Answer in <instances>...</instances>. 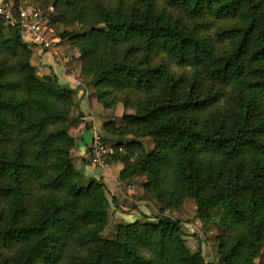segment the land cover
<instances>
[{"label":"trees","instance_id":"16d2710c","mask_svg":"<svg viewBox=\"0 0 264 264\" xmlns=\"http://www.w3.org/2000/svg\"><path fill=\"white\" fill-rule=\"evenodd\" d=\"M53 7L47 27L83 26L58 37L76 45L104 108L146 95L123 117L134 139L116 140L109 158L123 164L121 181L146 176L158 214L101 236L103 185L84 184L70 156L76 90L52 73L38 77L32 46L0 19V264H208L164 215L187 198L204 228L225 232L215 239L218 264H254L264 246V0ZM144 137L154 142L147 153L135 140Z\"/></svg>","mask_w":264,"mask_h":264},{"label":"rangeland","instance_id":"374dc122","mask_svg":"<svg viewBox=\"0 0 264 264\" xmlns=\"http://www.w3.org/2000/svg\"><path fill=\"white\" fill-rule=\"evenodd\" d=\"M13 1L16 6L20 4H27L37 7L45 12L48 16L55 15L56 11L53 7V3L56 0H10ZM51 8V11L49 10ZM67 21L49 23L48 27L52 30L54 35H59L63 31L78 33L83 29V26L75 21L72 24H66ZM75 35V34H72ZM62 43V55L57 57L56 62L61 66L63 72L74 73L78 79L74 82L73 88L76 90V94L73 100V105L70 109V117L72 124L68 129V134L73 139V146L70 150V156L72 158L74 169L83 176V183L87 184L90 180H95L103 185L105 198L109 202L108 217L106 227L103 229L101 236L104 238L112 239L115 237L117 226L133 223L135 221H154L153 217L158 214L159 206L145 191L146 176L139 174L135 177L127 180H119V174L123 168V164L117 162H110V158H107V167L105 170H99L90 164L89 159V145H91L94 134H100L106 144L111 147L113 143L120 139H134L132 134L128 132V128L124 124L125 116L136 114L135 110L139 109L138 105L146 98V95L140 96V102L127 101L126 103L116 102L108 105L104 108L98 101V97L95 91V87L88 76L81 74V61L79 59L78 49L75 44L70 40V37L61 39ZM30 64L35 68V73L38 77L42 75V65H39L36 57L33 53L32 47ZM154 58V57H153ZM152 58V60H153ZM55 63V62H54ZM56 64V63H55ZM50 64V68L54 71V65ZM54 75V73H52ZM76 82L80 84L76 86ZM84 92L83 95L80 92ZM94 100L95 110L91 108L90 102ZM80 102H84L87 109L83 114L79 110ZM113 104V105H112ZM89 116L90 119L85 118ZM101 122L98 125L97 131L92 136L89 142L88 148L80 139V132H85L89 128L95 126V121ZM112 123L114 125L113 130L106 131L105 124ZM77 124V126H75ZM73 126L75 130L73 131ZM94 129V128H93ZM121 134V135H120ZM139 141L143 146L144 152H150L154 149V142L149 137L135 139ZM83 148L82 151L80 149ZM119 164L121 169L116 178L111 175L112 167L115 169V165ZM118 167V166H116ZM89 168L91 172L90 178L86 177V169ZM117 187V188H116ZM118 190L117 196H113L111 191ZM36 190H34L35 192ZM111 201V202H110ZM113 201L115 203H113ZM196 205L194 200L187 198L183 201L180 208L171 211H165L164 215L180 221V226L185 235V242L187 247L195 252L198 249L201 250L202 255L208 264H218L219 257L217 255L216 237L224 234L225 232L217 225L211 224L207 228H204L199 221L196 213ZM264 256V246L259 258ZM256 259V260H257ZM255 262V261H254Z\"/></svg>","mask_w":264,"mask_h":264},{"label":"built area","instance_id":"2783aa9c","mask_svg":"<svg viewBox=\"0 0 264 264\" xmlns=\"http://www.w3.org/2000/svg\"><path fill=\"white\" fill-rule=\"evenodd\" d=\"M49 10L51 11V8ZM0 19H3L8 26H17L22 40L28 45L39 49L42 53L59 57L58 42L53 39L52 30L46 26L47 15L43 10L31 5L16 6L13 1L1 0ZM75 84L80 87L78 82ZM112 153L113 149L106 144L104 138L100 134H94L89 145L90 164L99 170H105L107 158Z\"/></svg>","mask_w":264,"mask_h":264},{"label":"crops","instance_id":"0c3cea01","mask_svg":"<svg viewBox=\"0 0 264 264\" xmlns=\"http://www.w3.org/2000/svg\"><path fill=\"white\" fill-rule=\"evenodd\" d=\"M20 5H27V4H20ZM53 39H55L56 42H58L57 48L59 50V56H60V55H62V51H63L62 43H61L62 41L57 35H54ZM33 53H34V55L36 57V60H37L38 64L42 65V67H43L41 69L42 70L41 77H46V76H49L51 73H54V75L57 78V81H58L59 84L66 85L68 87H74L73 84L78 79L77 75L74 74V73H70L69 74L67 72H63L62 69H61V66L56 62L57 58L53 57L50 54L42 53L39 49H35V48L33 49ZM50 64H55L54 65L55 67L53 68L54 71H52V68H50V66H49ZM83 93L84 92H82V91L80 92L81 95H83ZM90 105H91V108H93L95 110L94 100H91ZM86 109H87L86 104L84 102H80L79 110L83 114H85L84 110H86ZM85 119L89 120L90 117L87 116ZM94 121H95V119H94ZM100 124H101V122L97 121V123H96V121H95V126H92L94 129L90 127L89 130H87L85 132H82V133L80 132V139L85 144H87V148H88L90 140L92 139L93 134L95 133L94 131H97V129H99L98 125H100ZM75 126H77V124ZM75 126H73L74 127L73 131L75 130ZM82 150H83V148L80 149V151H82ZM82 152H84V151H82ZM116 166H118V167H116ZM120 169H121V167H120L119 164L115 165V169H114V167H112L111 175L113 176V178L117 177ZM89 172H91V171H90L89 168H87L85 175H86V177L90 178ZM118 192H119L118 190H115V192L111 191V194L113 196H117ZM113 203H115V202L113 201ZM254 264H264V256H262L260 259L255 260Z\"/></svg>","mask_w":264,"mask_h":264}]
</instances>
